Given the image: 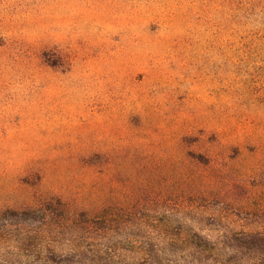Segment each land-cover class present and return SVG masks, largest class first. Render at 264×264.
Listing matches in <instances>:
<instances>
[{"label":"rangeland","instance_id":"rangeland-1","mask_svg":"<svg viewBox=\"0 0 264 264\" xmlns=\"http://www.w3.org/2000/svg\"><path fill=\"white\" fill-rule=\"evenodd\" d=\"M264 0H0V264H264Z\"/></svg>","mask_w":264,"mask_h":264},{"label":"trees","instance_id":"trees-1","mask_svg":"<svg viewBox=\"0 0 264 264\" xmlns=\"http://www.w3.org/2000/svg\"><path fill=\"white\" fill-rule=\"evenodd\" d=\"M262 247L264 248V240L262 239Z\"/></svg>","mask_w":264,"mask_h":264}]
</instances>
